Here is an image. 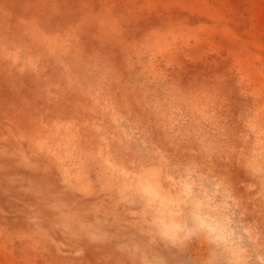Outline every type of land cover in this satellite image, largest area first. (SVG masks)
Instances as JSON below:
<instances>
[{
    "label": "rangeland",
    "instance_id": "obj_1",
    "mask_svg": "<svg viewBox=\"0 0 264 264\" xmlns=\"http://www.w3.org/2000/svg\"><path fill=\"white\" fill-rule=\"evenodd\" d=\"M0 264H264V0H0Z\"/></svg>",
    "mask_w": 264,
    "mask_h": 264
}]
</instances>
